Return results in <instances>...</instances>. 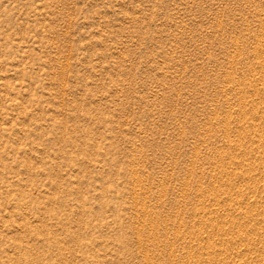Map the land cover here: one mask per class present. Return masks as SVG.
<instances>
[{
    "label": "rangeland",
    "instance_id": "obj_1",
    "mask_svg": "<svg viewBox=\"0 0 264 264\" xmlns=\"http://www.w3.org/2000/svg\"><path fill=\"white\" fill-rule=\"evenodd\" d=\"M0 264H264V0H0Z\"/></svg>",
    "mask_w": 264,
    "mask_h": 264
}]
</instances>
